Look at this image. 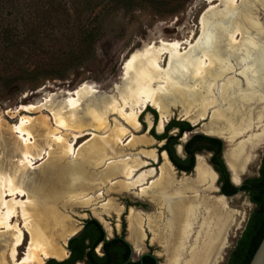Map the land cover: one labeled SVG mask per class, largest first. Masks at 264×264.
I'll use <instances>...</instances> for the list:
<instances>
[{
    "label": "bare ground",
    "instance_id": "1",
    "mask_svg": "<svg viewBox=\"0 0 264 264\" xmlns=\"http://www.w3.org/2000/svg\"><path fill=\"white\" fill-rule=\"evenodd\" d=\"M214 1H219V5L211 6L205 13L201 33L194 42L193 38L186 42H162L159 48L150 44L147 51L133 54L128 61V72L122 77L125 86L117 88L121 100L118 96L106 100L102 95L95 96L87 87H82L56 105H50L56 129H78H70L74 131V135L71 133L72 140L52 132L53 141L62 151L59 158L74 153L71 141L92 132L85 154L79 149L76 156L84 160L97 178L85 183L81 189H76L74 184L80 175H74V183L62 186L64 194L55 187V197L48 193L36 205L32 189L19 183L15 175L5 178V167L27 169L34 159L42 157L44 151L33 149V136L29 129L31 117L22 115L20 123L14 126L19 134V143L24 147L21 158L11 161L7 158L5 165H0V264H44L50 257L64 258V243L61 245L57 240L64 238L66 242L79 225H68L70 215L60 214L52 206L72 201L84 208L93 207L99 218L103 212L109 214L110 209L119 211L120 207L112 197L97 206L105 196L101 191L105 186L108 194L137 189V194L154 202L155 212H136L133 215L132 234L137 250L146 237L144 225H147L152 232V240L163 247L166 261L162 264L222 262L230 230L240 217L238 211L230 207L228 198L216 194V174L204 157L197 156L193 175L178 177L165 153L156 172V168L148 167L149 160H156L159 156L156 150L141 148L139 152H132V149L147 142L142 135L135 134L141 131L139 115L147 106L151 105L160 112V131L170 119L172 108L178 107L175 102H166L172 88L182 99V116L190 118L194 124L211 112L210 128L206 133L222 137L230 143L225 157L236 183L237 175L244 172L249 158L255 155L256 146L264 139L263 43L252 37V34L264 36V23L259 15L260 10L264 11V0H212L211 4ZM222 40L224 49L220 44ZM184 44H189V47H183ZM240 49L242 58H234L236 50ZM258 51L261 53L255 55ZM167 58L169 70L162 67ZM174 60L185 65L176 74L179 79L185 77L184 83L172 80L170 69ZM91 100L102 101L106 106L97 112L92 111L94 120L87 122L83 120L87 116L81 118L76 113L79 106L83 107ZM34 107L23 105L18 112L30 113ZM110 114L116 118L112 126L108 125ZM148 120L151 125V119ZM42 124L44 128L46 121ZM107 125L110 134L103 131L96 134L97 128ZM255 126L259 131L253 130ZM124 137L130 138L125 142ZM149 138L150 142L154 140ZM64 174L66 178L70 175L67 172ZM23 195H27V203L20 205L18 197ZM63 196L67 200H62ZM19 217L23 225L18 222ZM22 246H25V252L20 256Z\"/></svg>",
    "mask_w": 264,
    "mask_h": 264
},
{
    "label": "rangeland",
    "instance_id": "2",
    "mask_svg": "<svg viewBox=\"0 0 264 264\" xmlns=\"http://www.w3.org/2000/svg\"><path fill=\"white\" fill-rule=\"evenodd\" d=\"M49 1L54 2L56 6L58 5V8L66 9L67 14L58 13L61 15L62 20H55L58 19L56 15L55 19L48 22L44 35L42 36V33L39 34L38 41L40 45H37V42L29 46H21L17 47V49L14 47L8 50L5 47L6 43L1 38L3 27L7 24L17 25L20 27L16 29L15 33H21L25 30L23 28L24 21L31 20L30 18L34 20L35 16H37L35 23L30 24L34 28V32H36L38 30L36 26L38 13L42 11V8L45 11L49 10ZM211 1L39 0L40 6L45 4L39 10L38 6L34 7L35 0H15L18 4L17 10L9 11L7 8L0 9V165H5L7 158L10 161L21 158V151L24 147L19 143V134L14 130V126L20 123L23 114L31 117L29 129L33 136V149L39 148L44 150L42 157L34 159L27 169L22 167H18V169H16L17 167H5L3 169L5 178L15 175L19 183L23 184L27 189H32L34 193L33 201L37 203L36 205L41 203V198L48 193H51L50 195L55 197L56 192L54 193L53 191L55 187L63 193L62 186H67L71 182L74 183V175H80L79 180L74 183L76 189H81L85 183H91L94 178H97V174L93 176V173L89 171L88 165L85 164L84 160L76 156L79 149L82 150V154H85L86 148L88 147L87 144L93 136L91 131L89 134L80 136L78 140L76 138L71 141L73 144L72 152L74 153L68 154L69 157L59 158L62 151L58 149L57 143L53 141V137H51L53 136L52 132L54 134L56 133L57 136L62 135L68 140H72L71 133L74 131L70 129H78L76 127H60L56 129L54 117L49 110L50 105H56L64 97H69V95L82 87H87L95 96L102 95L106 100L115 99L117 96L121 100L117 88L121 89L125 86L122 82V77L128 72V61L133 54L143 50L147 51L150 44H155L159 48L162 42H186L192 38V42H194L201 33V21L205 13L211 6L216 7L219 5V1H214L213 4H211ZM259 15L261 21L264 23V11L260 10ZM68 20H71L70 23ZM71 23H73V30L76 29L75 27L77 25L81 24L97 29L94 41L88 43L86 46H82L78 50L75 49V41L71 39V36L76 31L73 32L70 30ZM252 35V37H255L254 39L263 43L261 52L264 53V36ZM224 42L226 43V39H224ZM220 44L221 48L224 49L223 40ZM185 46L189 47V44H184L183 47ZM261 52L258 51L255 55ZM242 54V49L236 50L234 58H242ZM188 61L187 63L189 65ZM162 63V67H167L165 70H169V58L166 59V62L163 61ZM182 66L185 67L178 60L173 61L171 65L172 69H170V73L173 75V81L185 82V77L179 79L176 75L179 71L183 70ZM261 77L264 78V71ZM166 102H175L178 104V107L172 108L170 119H178L180 116L185 118L181 114L182 99L178 92L174 91V88L170 90L169 98ZM30 104L35 106L31 109L30 113L18 112L23 105ZM105 106L102 101H87L83 104V107L79 106L76 114L81 118L87 116L83 120L89 122L94 120L92 118V111L97 112ZM129 111L130 109H128ZM144 111L139 115V119L142 122L148 121V123L149 118L153 121L154 117L151 112L147 110L146 113H143ZM158 113L156 120L159 116L160 122L161 115L160 112ZM210 116L211 112L206 113L204 118L195 124L190 118H186L193 123V129L178 137V142L184 143L195 132H208L211 121ZM115 119V115L110 114V122H108V125L112 126L114 121H116ZM44 120L46 121V126L43 128L41 125H43ZM108 125L105 128H97L95 131L96 134H102V131L104 134H110L111 131L108 129ZM253 130L259 131V128L255 126ZM177 132V129H171L168 130L167 134L176 135ZM135 134L142 135L147 142L141 147L138 146L132 149L133 153L139 151L141 148H155L157 153H159L161 146L166 142L164 139H154L150 142L149 137L152 136H149L148 132H143L142 130L135 132ZM72 135L74 134L72 133ZM124 139L125 142L128 141L125 137ZM223 143L224 149L228 147L226 149L227 151L230 148V143L226 139L225 141L223 140ZM263 153L264 139L256 146L254 151L255 156L249 162L248 171L243 175V178L253 177L258 174ZM199 155H202L208 162L209 153L202 151ZM160 161L161 158L158 157L156 163L151 161L150 164L157 167ZM173 169L177 176H186L193 172L180 173L175 167ZM65 172L70 173L67 176L68 179L64 174ZM58 176L62 177V179L57 180ZM215 186L217 187L216 194L221 196L218 191L217 180L215 181ZM106 187L101 189L105 196L99 200L97 206L104 203L110 197L114 198L122 206L119 214H111L109 217H106V220L112 227L111 234L124 231V235L127 238L126 215L128 210L136 209L137 211H142V213L150 214L155 209L149 201L137 196L134 192L120 191L118 193L112 192L108 194L105 191ZM247 197L246 193L238 192L229 198L230 207L238 211L240 218L236 226L230 230L228 248L220 264L225 263L228 253L234 247L236 240L244 228L247 217L254 206L252 202L247 200ZM18 199L21 201L20 205L27 203V195L19 196ZM61 199L65 201L66 196L61 197ZM52 207H55L60 214L70 215L67 223L70 226H80L83 219L96 215L93 212V207L84 208L81 205H75L72 201L70 204L63 202L54 203ZM18 222L23 225L21 217L18 218ZM111 234L108 235L110 236ZM149 237L150 234L146 232V237L142 241L139 252L146 251L150 248L155 255L156 252L164 255L160 248L161 244L150 242ZM57 241L62 245L65 239L58 238ZM24 252L25 246H22L20 248V256H23ZM138 255L139 253H135L134 257L136 258ZM156 256L159 261H162L160 256Z\"/></svg>",
    "mask_w": 264,
    "mask_h": 264
},
{
    "label": "trees",
    "instance_id": "3",
    "mask_svg": "<svg viewBox=\"0 0 264 264\" xmlns=\"http://www.w3.org/2000/svg\"><path fill=\"white\" fill-rule=\"evenodd\" d=\"M43 5L45 4L40 6L39 0H35L34 2V7L38 6L39 10ZM5 8L9 11L17 10L18 4L15 0H0V9L3 10ZM66 12V9L58 8V5L56 6L54 2L49 1V10L45 11L42 8V11L38 13V21L36 24L38 30L36 32H34V28H32L30 24L35 23L37 16H35L34 20L30 18L31 20L24 21L23 28L25 30L21 33H15L16 29L20 26L5 25L1 31L2 41L6 43L5 47L10 50L14 47L17 49V47L29 46L37 42V45H40L38 41L39 34L42 33V36L44 35L45 27L48 25V22L55 19L56 15L59 20H55H62L61 15L58 13L67 14ZM70 21L68 20L69 23ZM73 23L70 24V30L73 32L76 31V33L71 32V39L75 41V49L78 50L82 46H86L88 43L94 41L97 29L81 24L77 25L78 27L76 26V29L73 30ZM147 109L152 112L156 118L157 114L155 110L149 106H147ZM174 127L178 130L177 134L168 135V130ZM192 129L193 125L187 120L170 119L165 125L164 133L156 134L153 128H151L149 132L157 139L166 138V143L162 148L166 149L170 160L178 169H183L187 172L192 169L194 152H199L203 149L213 152L210 161L212 163L216 160L218 166L224 171V179L229 187V190L224 193L230 195L237 191H241L248 194L254 206L247 217L244 228L224 263L248 264L264 235V154L261 157L258 175L244 179L242 185L238 187L230 182L229 173L221 158L222 139L200 132L194 133L184 143L185 152L189 155V158L181 159L176 155L173 145L178 142V137H180L183 132L191 131ZM215 169L217 168L215 167ZM86 241H88V243ZM118 242L120 241L116 237L104 240V231L101 224L98 220L91 217L84 220L83 228L68 239V257L63 260L49 258L45 264H74L83 259L85 255L88 257V264H110L113 261L115 264H119L128 254V245L125 243L118 244ZM99 243H102L103 255L101 256L97 255L94 251ZM144 259V264H154L155 262L153 257L144 256ZM137 262L138 261L135 263Z\"/></svg>",
    "mask_w": 264,
    "mask_h": 264
},
{
    "label": "flooded vegetation",
    "instance_id": "4",
    "mask_svg": "<svg viewBox=\"0 0 264 264\" xmlns=\"http://www.w3.org/2000/svg\"><path fill=\"white\" fill-rule=\"evenodd\" d=\"M149 107L150 108H152V109H154L155 110V112H157L158 113V111L156 110V108L155 107H153V106H151V105H149ZM147 108H146V110L143 112V113H146L147 112ZM149 111V110H148ZM156 113V114H157ZM151 114L153 115V113L151 112ZM159 114V113H158ZM153 117H154V115H153ZM181 119H184V120H187L190 124L192 123L190 120H188V119H186V118H183V117H181L180 116V118H178V120H181ZM140 120V119H139ZM140 122H141V124H142V128H141V130L143 131V132H148L149 133V136H152L154 139H157V138H155L153 135H151L150 134V129L151 128H153V129H155V133L156 134H162V133H164V130H165V126L163 127V129H162V131H160L159 129H158V124H159V116H158V119L156 120V118L154 117V119H153V121H152V124L151 125H149V123H148V121H144V122H142L141 120H140ZM146 123V124H145ZM168 122H166V124H167ZM165 124V125H166ZM146 125H147V127H146ZM192 125V124H191ZM171 129H177V128H171ZM171 129H169V130H171ZM178 131V130H177ZM186 132H189V131H185V132H183V133H186ZM182 133V134H183ZM195 133H199V132H195ZM200 133H203V132H200ZM194 134V133H193ZM204 134V133H203ZM207 134V133H206ZM205 134V135H206ZM169 135V134H168ZM212 136H215V135H212ZM222 138V137H221ZM165 140L166 141V138H162V139H159V140ZM224 141H225V139L224 138H222ZM178 141H179V139H178ZM187 140H185L184 141V143L186 142ZM166 143V142H165ZM184 143H179V142H177V143H175L174 145H173V147H174V151H175V153H176V155L179 157V158H181V159H186V158H189V155L185 152V148H184ZM164 145V144H163ZM177 145H179V146H177ZM180 145H182V147H183V150L181 149V146ZM223 145H224V143H223ZM176 146H177V148H176ZM228 148V147H227ZM226 147H225V149H224V160H225V162L227 163V166H228V168H229V170L231 171L232 169H231V167L229 166V164H228V162H227V160H226V157H225V152H226V149H227ZM147 149V148H146ZM155 149V148H154ZM156 150V149H155ZM202 151H205V149H203V150H201V151H199V152H194L193 153V165H192V169H191V171H193L192 172V174H190V175H193L195 172V170H196V165H197V159H198V157L197 156H199V154H200V152H202ZM137 152H139V151H137ZM157 152V151H156ZM205 152H207V153H209L210 154V156H209V159H208V163H211V161H210V157H211V155L213 154V152H210V151H208V150H206ZM134 153H136V152H134ZM166 154V157L168 158V160H169V162L171 163V165L173 166V167H175L176 168V170H178V172H180L181 173V171H185V170H183V169H178L175 165H174V163L170 160V158H169V156H168V153H167V151H166V149H164V148H162V146H161V148H160V151H159V153H158V157H160L161 158V161L160 162H158V166L157 167H155V166H153L152 164H148L149 166L148 167H154V168H156V172H158L159 171V167H160V165L162 164V161H163V154ZM199 153V154H198ZM264 154V153H263ZM182 155L184 156V157H182ZM255 156V155H254ZM254 156H251V158L249 159V161H248V164H247V166H246V168H245V170H244V172H242L241 173V175H245L246 173H247V171H248V168H249V165H250V161H252V159L254 158ZM221 158H222V151H221ZM223 159V158H222ZM150 162L152 161V162H154V163H156L157 161H158V158L156 159V160H154V159H150L149 160ZM207 162V161H206ZM224 162V161H223ZM212 166H213V168L215 169V167L217 168V169H215L216 170V172L218 173V176L216 177V180H217V184H218V187L220 188V191L219 192H226L227 190H229V187H228V185H227V182L225 181V179H224V171L218 166V163L216 162V160H214L212 163ZM225 164V163H224ZM260 164H261V161H260ZM195 165V166H194ZM226 166V165H225ZM259 167H260V165H259ZM145 169V168H144ZM191 171H189V172H191ZM228 171V170H227ZM258 171H259V168H258ZM189 172H187L186 171V173H189ZM229 173V172H228ZM258 175V174H257ZM181 176H183V175H181ZM181 176H178V177H181ZM231 176H232V182L233 183H236L235 181H234V179H233V173H232V171H231ZM246 178H249V177H246ZM246 178H243V181H244V179H246ZM229 179H230V177H229ZM242 181V182H243ZM230 182H231V180H230ZM231 182V183H232ZM124 192V191H123ZM125 192H134L137 196H139V197H141V198H143V199H146L147 201H149L150 203H151V205L153 206V208L155 207V204H154V202L150 199V198H148V197H144V196H141L140 194H137L138 193V191H137V189H135V190H127V191H125ZM137 192V193H136ZM114 193H118V192H114ZM245 193V192H244ZM233 194V193H232ZM232 194H230V195H232ZM247 194V193H246ZM221 195V194H220ZM247 196H248V194H247ZM150 199V200H149ZM229 199V198H228ZM116 202V201H115ZM116 205L118 206V207H120V209H119V211H117L116 209H110V213L108 214V213H105V212H103V216L101 217V218H99V217H97L96 215H94V216H90V217H87V218H85V219H83V221H82V223H81V225L79 226V228H78V230L75 232V234L76 233H78L82 228H83V224H84V220H86V219H88V218H91V217H93V218H95L96 220H98V222L101 224V226H102V229H103V231H104V240H109V239H112V238H117V239H119V241L120 242H118V244H120V243H125V244H127L128 245V254H127V256L119 263V264H144V262H145V259H144V256H148V257H153L154 259H155V262H154V264H156V259L157 260H159L158 258H157V256L156 255H158V256H160L161 258H162V261H159V264H162V263H165V262H163L164 261V259L166 258L165 257V254L164 255H162V254H158V252H156V255H155V253H153L152 251H151V249L150 248H148V250H146V251H142V252H139L140 251V249L139 250H137L136 249V247H135V245H134V241H133V234H132V232L134 233V230H133V224H131V223H133V220H134V214L136 213V212H141L142 213V211H137L136 209H132L131 211H129L128 210V213H127V215H126V219H127V231H128V233H127V238H128V240H127V238H126V236L124 235V231H122V232H120V233H118V232H115V233H113V234H111L112 233V227H111V225H110V223L106 220V217H109L111 214H119L120 213V211H121V209H122V206L121 205H119L117 202H116ZM99 208V207H98ZM155 209V211H156V207L154 208ZM134 210V211H133ZM154 211V212H155ZM94 212V211H93ZM142 214H145V213H142ZM147 214H149V213H147ZM101 219H103V220H101ZM133 219V220H132ZM108 223V224H107ZM131 224V225H130ZM109 226V227H108ZM144 229H145V233L146 232H148L149 234H150V237H149V241L150 242H154V243H157V244H159V242L158 241H153L152 240V232L149 230V228H148V226L147 225H144ZM75 234H73V235H75ZM108 234H111L110 236L108 235ZM72 235V236H73ZM71 237V236H70ZM69 237V238H70ZM132 240V241H131ZM142 241H143V239L141 240V242H140V245L142 244ZM87 243H88V241H86ZM66 242H64V245H65V249H66V255H65V257L64 258H62V259H58V258H55V257H50V258H53V259H56V260H63V259H65L66 257H68V255H69V249H68V241H67V244H65ZM121 244V245H122ZM131 247L133 248V253L131 254ZM141 248V247H140ZM160 248H161V251L163 252V247L160 245ZM123 249H124V246H123ZM94 251H95V253L97 254V255H99V256H101V255H103V250H102V243H99L96 247H95V249H94ZM135 253H139V255L135 258L134 257V254ZM141 254H143V255H141ZM228 255H229V253H228ZM228 257V256H227ZM49 258H47L45 261H44V264L46 263V261L48 260ZM227 260V259H226ZM136 261H138L137 263H135ZM165 261H166V259H165ZM78 263H82V264H88V257L85 255L84 257H83V259H81L80 261H77L76 263H74V264H78ZM110 264H115V262L113 261V262H111Z\"/></svg>",
    "mask_w": 264,
    "mask_h": 264
},
{
    "label": "water",
    "instance_id": "5",
    "mask_svg": "<svg viewBox=\"0 0 264 264\" xmlns=\"http://www.w3.org/2000/svg\"><path fill=\"white\" fill-rule=\"evenodd\" d=\"M191 124H192V123H191ZM192 125H193V124H192ZM203 133L206 134L205 132H203ZM206 135H210V134H206ZM215 137H218V138L222 139V138L219 137V136H215ZM222 141H223V139H222ZM177 146H179V145H177ZM177 146H176V148H177ZM180 146H181V149L183 150L182 145H180ZM246 146H247V145H246ZM205 151H206V150H205ZM245 151H246V147H245ZM198 154H199V153H198ZM182 157H184V156L182 155ZM222 158H223V161H224V163H225V165H226V169H227L228 172H229V177H230V180H231V182H232L231 171L229 170V168H228V166H227V163H226L225 160H224V145H222ZM249 159H250V158H249ZM207 163H208V162H207ZM208 164H209V166L212 168V170L215 172L216 177H217V176H218V173H217L216 170L213 168L212 164H211V163H208ZM194 166H195V165H194ZM181 173H186V171H181ZM237 176H238V182H237V183H233V182H232V183H233L234 185H236V186L239 187V186L242 185L243 176H242V175H237ZM218 190L220 191V188H219V187H218ZM238 192H241V191H237V192L233 193L232 195H228V194H226V193H224V192H219V194H221V195L224 196L225 198H230L231 196L235 195V194L238 193ZM247 200H248L249 202H251L249 196L247 197ZM68 239H69V237L67 238L65 244H67ZM132 253H133V248L131 247V254H132ZM141 255H143V254H141ZM156 264H159V260H157V259H156ZM248 264H264V235H263V237H262L260 243L258 244L256 250L254 251V253H253V255H252V257H251V259H250V261H249Z\"/></svg>",
    "mask_w": 264,
    "mask_h": 264
}]
</instances>
